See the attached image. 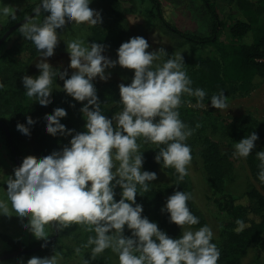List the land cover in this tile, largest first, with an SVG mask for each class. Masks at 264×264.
I'll return each mask as SVG.
<instances>
[{
	"label": "clouds",
	"instance_id": "1",
	"mask_svg": "<svg viewBox=\"0 0 264 264\" xmlns=\"http://www.w3.org/2000/svg\"><path fill=\"white\" fill-rule=\"evenodd\" d=\"M89 4L90 0H41L33 10L34 15H47L42 21L27 17L19 28L21 35L40 54L36 64L40 74L35 78L22 77L26 96L47 107L52 103L53 78L59 76L63 91L83 103L80 111L85 131L73 134L74 130H67L60 123L67 116L63 108L46 114V132L53 137L71 136L69 145L40 159L24 158L14 169V175L5 181L7 199H0V214L11 216L14 212L22 222L26 218L28 223L23 226L37 240L45 242L49 238L46 226L57 232L72 225L83 226L94 235L75 248V253L79 256L82 248H91V261L110 249L118 256V264H218L221 253L212 243V228L205 225L191 230V226L200 222L187 205L193 199L192 193L175 191L162 209L169 214L171 223L183 229L177 239L170 238L156 223L143 217V207L136 203L137 194L142 196L150 191L151 182L157 179L155 172L141 171L144 160L137 141L163 145L155 161L163 162L164 168H173L178 174L177 183L182 182L189 175L187 168L192 161L191 147L185 142L195 129L180 119L178 109L188 105L206 110L207 94L201 88L191 87L181 53L169 56L164 48L149 52L150 45L141 36L122 43L115 61L103 55L102 44H85L79 37L69 40L66 50L72 74L68 77L67 70H54L47 61L58 45V29L67 24L98 26L102 23L101 14ZM15 11L11 6L0 9L5 17L13 20ZM165 56L168 59L160 63ZM117 64L134 72V76L130 84L118 86L122 110L109 119L101 111L93 81L97 77L107 81L110 73L106 74V69ZM4 87L0 83V89ZM185 95L195 97L196 103L183 100ZM210 101L214 109L229 107L223 92L214 94ZM26 123L32 126L36 122L28 116ZM28 126L18 123L17 130L29 136ZM199 127L198 123L196 128ZM257 140L258 135L252 132L235 143L233 157L246 159ZM256 159L260 162L258 179L264 183V151L257 152ZM116 187L121 189L118 202L114 199ZM236 225L237 233L248 227L240 219ZM125 226L131 231L130 237L124 235ZM61 260L62 252L56 251L51 257L33 256L26 264H60ZM90 260L85 259L83 264H90Z\"/></svg>",
	"mask_w": 264,
	"mask_h": 264
},
{
	"label": "trees",
	"instance_id": "2",
	"mask_svg": "<svg viewBox=\"0 0 264 264\" xmlns=\"http://www.w3.org/2000/svg\"><path fill=\"white\" fill-rule=\"evenodd\" d=\"M150 1L153 4L157 18L167 33L173 38L187 42L199 52L197 55L194 54L184 60V70L192 81L191 87L193 89L201 88L206 92L204 104L207 105V108L204 110L182 105L178 109L180 118L184 115L213 116L218 110L211 107L210 100L214 94L220 92H223L224 95L232 96L247 94L264 80V0H236L235 9L239 13V16L232 14L229 17V21L224 20L217 4L213 0H202L212 18V30L208 36L179 29L166 18L160 0ZM37 6L22 14H15V20L10 17L8 27L0 33V40L10 28L33 13V10ZM111 16L113 17L111 21L93 26L92 33L96 41L110 47L117 54V50L121 44L128 41V30L122 23L123 11L121 0L113 1ZM257 26L260 27V33L258 34L255 33ZM17 30L13 33L17 32ZM8 39L0 47V60L6 58L4 57L5 55H9L6 63L2 66L0 65V75H3V78L6 80L13 79L19 75L20 66L30 63L40 55L35 45L26 39L15 43L12 48L4 50ZM53 69L59 72L57 69ZM128 71L130 73V80H132L134 72ZM39 74L38 71L34 75V78ZM59 80V76L53 78L52 89L57 86ZM93 84L97 90L102 113L111 119L114 114L122 110V105L119 102V87L114 84H101L96 81H93ZM23 91L24 87L21 84L17 85L7 96L0 95V100L4 98L5 106L7 105L10 108H4L1 102L3 100L0 101V119L11 132V141L16 147V152L21 162L24 158L15 140V133H17L18 123L28 126L26 123V117L28 116H31L36 122L34 125L28 127L30 128V135L34 138V154L39 159L50 155L54 151H61L63 146L68 144L71 139V136H61L59 134L53 137L46 132L47 122L44 117L46 114H53L54 109L59 107L66 110L67 116L61 119L60 123L65 125L67 130H74L73 134L85 131V120L80 111L83 103L75 101L63 89L61 91H57L56 89L52 91L50 97L52 103L47 107L41 106L35 99L28 103V105H23L18 97ZM182 99L191 100L192 104L196 103L195 97H187L185 95ZM71 105L75 106L72 107ZM7 115L11 116L10 120L5 118ZM223 124L225 136L230 139H243L252 132L258 135L255 148L246 158V162L253 177L259 182V187L251 188L240 198L228 194L226 192L227 178L235 168V162L238 158L233 157L232 153L234 150L224 151L221 148V142L212 135H205L202 138L203 149L201 156L214 192L216 195H219L216 199L218 207L228 214L236 213L238 219L243 220L248 225L242 232L237 233L235 231L237 219H235L226 224L224 243L219 244L214 238L212 243L217 245L221 253L218 264H239L241 257L250 249H253L257 253V260L262 261L264 259V183H261L258 179L260 162L256 159V153L264 151V123L247 121L245 119H225ZM0 131L6 136L11 147L10 139L1 123ZM144 145L151 148L149 152L142 154L144 160L142 167L144 170L155 172L158 175L159 171L164 169L170 174L172 185L167 186L165 191H161L150 184V191L143 193L142 196L137 194L136 203L142 205L143 217H147L150 222L156 223L159 229L170 238L177 239L181 236L183 229L171 223L169 214L166 211L162 212V209L166 205L167 198L174 194L175 191L190 192L189 178L186 176L182 182L177 183L178 174L175 170L173 168H164L163 162L158 164L155 161L159 147H164L163 145L159 147L145 143ZM188 145L190 146V144ZM191 150L193 157L195 151L192 147ZM12 153L14 160L17 162L13 150ZM120 193L121 189L117 187L114 197L117 202L120 199ZM187 205L192 214L197 216L200 221L199 224L192 227L200 228L207 225L206 218L196 208L193 200H189ZM52 230V236L48 240L55 235V228H52ZM0 235L10 248L8 253L28 251L45 242L41 241L26 245L24 242L14 239L9 235ZM89 235H94V233L86 232L81 225H72L61 231L54 243L18 257L36 256L43 258L54 255L56 251L60 250L57 244L62 238L71 237L81 246L87 242ZM232 249L235 250L231 252ZM108 254L109 250H106L105 255H99L95 260V264H111Z\"/></svg>",
	"mask_w": 264,
	"mask_h": 264
},
{
	"label": "rangeland",
	"instance_id": "3",
	"mask_svg": "<svg viewBox=\"0 0 264 264\" xmlns=\"http://www.w3.org/2000/svg\"><path fill=\"white\" fill-rule=\"evenodd\" d=\"M113 1L114 0H90L89 7L101 14L102 22H109L113 19L111 16ZM160 1L166 18L179 29L203 36L211 34L212 18L202 0ZM213 1L217 4L225 21H229V17L232 14L239 16V13L236 12L235 9L236 0ZM40 3L41 0H0V9H2L3 6H11L16 10L15 14H22L31 10ZM121 8L123 11L122 23L128 30V41L130 38L141 36L145 38L150 45L148 49L149 52L158 50L159 48H164L169 56H172L176 52L181 53L184 60L199 53L187 42L173 38L169 33H167L160 20L157 18L153 4L150 0H121ZM44 15H47V13H41L40 17L34 16L33 18L42 21ZM9 21L10 16L5 17L2 12H0V33L8 27ZM92 28L93 26H89L87 24L79 26L67 24L63 29H58L57 34L59 38V46L54 50V55L48 58L47 62L59 72L67 70L68 76H70L73 70L69 67L70 57L66 50V43L69 40L79 37L85 41V44H101L94 39ZM255 29L256 34L260 33V27L257 26ZM8 38L9 39L4 47V50L12 48L15 43L25 39L19 32V29L17 32L12 33V35ZM103 46L105 48L103 55L113 61L118 59L117 54L113 49L106 45ZM4 57L6 58L0 60L1 66L6 63V59L9 58V55L7 54ZM39 59L40 55L30 63L20 66V74L15 76L13 79L6 80L3 78V75H0V83L5 85L3 89H0V95L7 96L17 85H21L23 76L27 75L34 77V75L39 71L36 67ZM167 59V56L162 57V60L159 62L162 63ZM107 73H110V78L107 81H101L99 77H97L94 81L100 82L101 84H114L117 86L121 83H124L125 85L131 83L129 71L121 68L118 64L115 68L106 69V74ZM54 89L61 91L63 89V81L59 80L57 86L53 88V90ZM25 91L26 90L24 89L18 97L23 105H28V103L32 102L34 98L29 99L26 96ZM225 96L228 98L229 107L225 110H217L213 116L184 115L180 118L190 128L195 129L194 134L186 141V143L190 144L192 149L195 151L192 161L187 168L189 173L187 177L190 181V193H192L193 196L192 200L196 208L206 218L207 225L212 228L214 233L213 238L219 244L224 243V230L226 228V224L238 219V215L236 213L228 214L225 211H222L217 205L216 199L219 195H216L214 192L201 156L203 149L202 138L205 135H212L215 139L221 142V148L224 151L231 149L234 150L233 145L241 139H230L225 136V127L223 124L225 119H245L247 121L264 123V80L256 85L250 93L236 96ZM1 100L0 101L3 103L4 108L10 109L7 105L5 106L4 98ZM7 116H5V118L10 120L11 116ZM198 123L201 127L196 128ZM16 132L15 140L22 151L23 158H26L27 156H34L38 158L34 154V138L31 135L26 136L22 134L17 129ZM137 143L141 144L140 152L142 154L150 151L151 148L144 145L142 140H138ZM66 145H69V143ZM235 163V168L227 178L226 192L232 196L240 198L251 188L259 187V182L253 177L246 159L238 158ZM17 167V162L13 158V153L7 138L0 131V199H7L5 181L7 177L14 175V169ZM141 171H145L143 167ZM151 185L161 191H165L167 186L172 185L170 174L164 169H161L157 175V179L151 182ZM9 208L11 212L10 202ZM27 223L28 220L26 218L22 222L14 212H11V216H4L3 214H0V234L13 237H23L29 241V244L33 243L31 242L32 240L36 243L44 241L37 240L31 232L23 226ZM187 227L188 226H185V228ZM198 229L199 228L191 226V230L193 231ZM45 230L48 233V236L51 237L53 232L52 227L46 226ZM124 235L126 237L131 236V231L127 229V226H125ZM57 247L60 248L58 252H62L63 254V260L60 261V264H83V261L88 259V257V260H90L91 248H82L81 254L79 256L76 255L75 248L80 246L71 237L62 238V240L57 244ZM9 250L10 249L8 248L5 249L4 239L0 235V256L8 253ZM234 250L235 249H232L231 252ZM101 255H105V252ZM51 256L52 255L47 257ZM108 256L111 259V264H118V256L112 253L110 249ZM19 258L20 257L9 258L0 262V264H20ZM28 259H30V257L22 260L23 264H26ZM90 264H95V261L90 260ZM239 264H264V259L262 261H258L257 253L253 249H250L241 257Z\"/></svg>",
	"mask_w": 264,
	"mask_h": 264
},
{
	"label": "water",
	"instance_id": "4",
	"mask_svg": "<svg viewBox=\"0 0 264 264\" xmlns=\"http://www.w3.org/2000/svg\"><path fill=\"white\" fill-rule=\"evenodd\" d=\"M34 16H35V15H34V12H33V13H31L28 17H34ZM26 18H27V17H26ZM26 18H25L24 20H22L21 22H19L17 25H15V26H13L12 28H10V29L7 31V33H6V34L2 37V39L0 40V47L4 44V42L6 41V39H7V38H8V37H9L14 31H16L17 29L20 28L21 24H23V23L25 22ZM0 123L3 125V128L5 129L7 135H8V137H9V139H10L11 147H12V150H13L14 155H15L16 160H17V166L19 167V166L22 164V162H21V160H20V158H19V156H18V153L16 152V147L14 146V144H13L12 141H11V132H10L9 128L6 126V124H4V123L2 122L1 119H0ZM59 235H60V232H57V231L55 230V235H54L52 238H50L47 242H44L43 244H40V245L36 246L35 248L30 249V250H28V251H20V252L6 253V254L0 256V262L4 261V260H6V259H9V258H13V257H18V256H21V255H25L27 252H31V251H34V250L42 249V248H44L45 246H48V245L54 243V242L58 239ZM42 245H45V246L42 247Z\"/></svg>",
	"mask_w": 264,
	"mask_h": 264
},
{
	"label": "crops",
	"instance_id": "5",
	"mask_svg": "<svg viewBox=\"0 0 264 264\" xmlns=\"http://www.w3.org/2000/svg\"><path fill=\"white\" fill-rule=\"evenodd\" d=\"M12 238H14V239H17V240H20V241H22V242H24L26 245H31V244H29V241H27L25 238H21V237H13V236H11ZM31 242H33L32 244H34V243H36V242H34V240H32ZM4 247H5V249L6 248H8V249H10L9 248V246H8V244L7 243H5V241H4ZM31 258L32 256H22V257H20L19 259H20V261L21 260H25L26 258ZM12 260V259H11ZM10 260V261H11Z\"/></svg>",
	"mask_w": 264,
	"mask_h": 264
}]
</instances>
